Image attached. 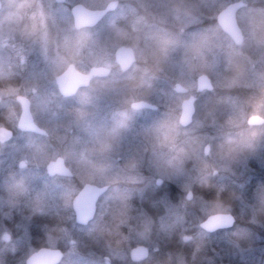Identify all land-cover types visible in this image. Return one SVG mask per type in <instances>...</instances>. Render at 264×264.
Segmentation results:
<instances>
[{
	"label": "rangeland",
	"instance_id": "obj_1",
	"mask_svg": "<svg viewBox=\"0 0 264 264\" xmlns=\"http://www.w3.org/2000/svg\"><path fill=\"white\" fill-rule=\"evenodd\" d=\"M0 1V125L13 130L0 143V264H24L43 244L61 248L58 264H264V127L245 123L251 112L264 116V0L237 11L239 45L215 20L235 0H116L81 28L71 6L109 0ZM119 46L134 52L123 71ZM69 63L83 72L103 65L110 75L63 98L54 77ZM200 73L212 89L197 94L193 120L181 127L172 83L194 92ZM16 94L47 136L16 128ZM140 99L157 108L130 107ZM57 156L72 178L45 173ZM84 183L110 187L79 225L71 198ZM217 211H232L236 225L214 236L194 229ZM137 243L149 254L133 263L127 252Z\"/></svg>",
	"mask_w": 264,
	"mask_h": 264
},
{
	"label": "water",
	"instance_id": "obj_2",
	"mask_svg": "<svg viewBox=\"0 0 264 264\" xmlns=\"http://www.w3.org/2000/svg\"><path fill=\"white\" fill-rule=\"evenodd\" d=\"M241 5V0L230 2L224 6L216 16V20L221 29L235 44H240L243 41V34L236 21V12L240 9ZM115 6V0H109L103 8L99 9H89L80 3H75L70 9L73 18V25L76 28L93 25L99 21L105 12L112 10ZM114 58L120 69L125 70L130 66L134 59L133 50L129 46H119L115 49ZM108 73L109 68L103 65L91 66L87 72H81L74 66V64L69 63L61 73L55 76V83L60 94L64 97H68L72 96L79 87L86 86L93 77L106 76ZM196 84L198 89L212 88L210 79L206 74H199L196 78ZM173 89L176 91L185 90L179 82H175L173 84ZM15 99L20 106V114L16 123L17 128L24 131L45 134L46 131L33 121L29 109L28 98L24 95L17 94ZM193 100L194 97L191 95L184 99L181 103L178 123L182 126L189 124L192 119L194 111ZM131 106L133 108H156L155 104L146 100L133 101ZM247 121L250 124H260L264 121V118L258 114H251ZM11 135L12 132L9 128L0 126V142L8 140ZM208 149L209 146L205 144L203 146V152L207 153ZM45 171L48 175L57 174L66 177L72 176V171L64 163L63 158L60 156L56 157L54 160H49L45 165ZM106 189V185L85 183L72 197L71 207L74 214V221L77 224L85 225L93 218L96 210V201ZM233 223L234 217L230 212L220 211L207 215L200 222V226L207 231H212L217 228L229 227ZM5 239H7L6 234ZM148 254V247L142 243H137L131 246L128 251L130 260L134 262L145 260L148 257ZM61 259L62 251L58 247L44 245L40 246L35 253L30 254L25 259V264H58ZM221 264L235 263L223 262Z\"/></svg>",
	"mask_w": 264,
	"mask_h": 264
},
{
	"label": "flooded vegetation",
	"instance_id": "obj_3",
	"mask_svg": "<svg viewBox=\"0 0 264 264\" xmlns=\"http://www.w3.org/2000/svg\"><path fill=\"white\" fill-rule=\"evenodd\" d=\"M241 2H242V5H241V8L243 9V8H245L246 6H248L249 4H248V2L247 1H244V0H241ZM215 20H216V16H215ZM242 34H243V32H242ZM244 38H245V35L243 34V41H244ZM243 41L241 42V44L243 43ZM245 65V64H244ZM200 74H206V73H200ZM110 75V72L106 75V76H99V77H93L91 80H90V82L86 85V86H88V85H90L94 80H101V79H105V78H107L108 76ZM199 75V74H198ZM197 75V76H198ZM207 75V74H206ZM197 76H196V78H197ZM208 76V75H207ZM209 77V76H208ZM210 79V78H209ZM211 82V81H210ZM181 84V83H180ZM182 85V84H181ZM211 85H212V83H211ZM86 86H84V87H86ZM184 88H185V90L184 91H176V90H174L173 88V90L175 91V92H177L179 95H182V99H181V102H180V106H179V112H178V116H179V113H180V108H181V103H182V101L184 100V99H186L188 96H193L194 97V100H193V105H194V111H193V114H192V119H191V121H190V123L192 122V120H193V116H194V112H195V102H196V100H197V94L198 93H200V92H208V91H210L212 88H210V89H207V88H203V89H198L197 88V84H196V86H195V90H194V92H190L189 90H188V88L186 87V86H184V85H182ZM17 95V94H16ZM15 95V96H16ZM22 95V94H21ZM262 96V95H261ZM212 97V95H209V98H211ZM29 100V99H28ZM262 100L264 101V94H263V96H262ZM16 103L18 104V106H19V103L16 101ZM131 104H132V102L130 103V107L131 108H133L132 106H131ZM29 106H30V102H29ZM146 107H144V108H133V109H135V110H138V109H145ZM251 114H258V115H260V116H262L263 118H264V116L261 114V113H258V112H251V113H249L247 116H246V118H245V123L249 126V127H252V128H262V127H264V121L262 122V123H260V124H250V123H248V121H247V119H248V117L251 115ZM178 116H177V122H178ZM190 123L189 124H187L186 126H182V125H180L179 123V125L181 126V127H187V126H189L190 125ZM38 125V124H37ZM0 126H5V127H7V128H9L8 126H6V125H0ZM10 130H11V132H12V135H11V137L8 139V140H10L12 137H13V130L11 129V128H9ZM19 130V129H18ZM20 132H24V133H31V134H36V135H38V136H41V137H45V136H47L46 135V133L45 134H39V133H36V132H31V131H24V130H19ZM8 140H6V141H8ZM6 141H4V142H6ZM0 143H3V142H0ZM205 145V144H204ZM203 145V146H204ZM208 145V144H207ZM209 146V145H208ZM208 151H209V149H208ZM204 153V152H203ZM208 153V152H207ZM207 153H204V154H207ZM58 157V156H57ZM61 157V156H60ZM107 157H110V154H108V153H106L103 149L101 150V152L99 153V158L101 159V161L103 162V161H105V159H108ZM56 158V157H55ZM54 158V159H55ZM63 158V157H62ZM54 159H50V160H54ZM49 161V160H48ZM47 161V162H48ZM63 161H64V159H63ZM46 162V163H47ZM46 163H45V165H46ZM64 163L66 164V162L64 161ZM45 165H44V169H45ZM67 165V164H66ZM149 172V170H147L146 168H143V169H140L139 170V172L137 173V175L138 176H140V175H145V173H148ZM73 176V175H72ZM50 177H60V178H66V179H70L71 177H69V178H67L66 176H61V175H57V174H54V175H50ZM141 177V176H140ZM141 180H143V178L141 179ZM142 182V181H141ZM160 181H157L156 183H159ZM196 184V183H195ZM102 185H106L107 186V189L105 190V192H103L100 196H99V198L100 197H102L103 195H105L106 193H107V191H109L108 189H109V187H110V184H102ZM198 185V183L196 184V186ZM196 186H194V187H196ZM193 187V188H194ZM191 191H186V199H189V196H190V194H188V193H190ZM144 193H145V191H144ZM143 193V198L145 197V194ZM148 195H149V193L147 192L146 193V199L148 198ZM187 195H188V197H187ZM143 199V201H146V199ZM217 212H220V211H217ZM222 212H230L232 215H233V217H234V223L231 225V226H229V227H225V228H217V229H215V230H212V231H207V230H205L204 228H202L201 226H200V222L207 216V215H205V216H203L202 218H200L199 220H197V221H193V223L192 224H194L195 225V223H197V226H195L194 227V229L195 230H197V229H199L200 231H202L203 233H206L207 235H211V236H214V235H220V234H222V233H225V232H228L229 230H231L235 225H236V223H237V221H236V218H235V216H234V214H233V212L232 211H222ZM212 213H214V212H212ZM211 214V213H210ZM209 215V214H208ZM2 216V215H1ZM0 216V217H1ZM198 216H196V218H197ZM195 219V218H194ZM5 234L7 235V239H5ZM3 239L5 240V241H7L8 239H9V234L8 233H4V235H3ZM44 245V244H43ZM0 260H1V257H0ZM0 263H1V261H0Z\"/></svg>",
	"mask_w": 264,
	"mask_h": 264
},
{
	"label": "trees",
	"instance_id": "obj_4",
	"mask_svg": "<svg viewBox=\"0 0 264 264\" xmlns=\"http://www.w3.org/2000/svg\"><path fill=\"white\" fill-rule=\"evenodd\" d=\"M122 22H123V26H122V27L126 30V32L128 31L127 33H129V30H128L127 27L130 26V25H129V23H130V19L125 20V21L123 20ZM124 72H126V71H124ZM203 186H204V185H203ZM39 246H40V245H39ZM126 260H128L127 257H126Z\"/></svg>",
	"mask_w": 264,
	"mask_h": 264
}]
</instances>
